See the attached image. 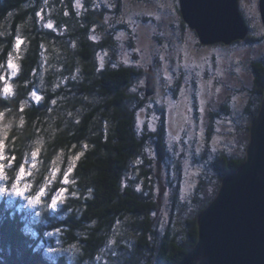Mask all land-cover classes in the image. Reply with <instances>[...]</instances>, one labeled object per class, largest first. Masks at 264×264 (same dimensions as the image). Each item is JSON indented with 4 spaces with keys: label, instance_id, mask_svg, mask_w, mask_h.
Instances as JSON below:
<instances>
[{
    "label": "trees",
    "instance_id": "trees-1",
    "mask_svg": "<svg viewBox=\"0 0 264 264\" xmlns=\"http://www.w3.org/2000/svg\"><path fill=\"white\" fill-rule=\"evenodd\" d=\"M99 1L77 7L75 0H0V139L5 154L15 156L6 168L7 183L37 148L36 167L24 177L32 184L30 193L58 170L36 209L0 195V264H179L198 240L197 218L218 194L221 179L246 160L247 147L241 157L221 152L213 161L218 177H213V195L208 201L195 198L199 213L186 217L185 202L176 199L182 207L171 205L157 224L161 205L152 178L158 170L146 146L150 143L165 161V105L156 92L133 91L144 70L111 63L117 58L112 59V37L105 34L110 9L101 10ZM180 22L186 23L183 17ZM17 36L23 41L18 51ZM10 53L18 66L15 75L8 67ZM254 67L255 91L263 99L264 64ZM150 69L144 71L148 76ZM6 84L9 94L3 93ZM149 97L160 113L159 126L139 134L137 114L144 105L152 111ZM24 166L27 173L29 165ZM69 167V183L61 184ZM61 187L67 189L63 211L51 212L43 204ZM73 244L79 252L70 251Z\"/></svg>",
    "mask_w": 264,
    "mask_h": 264
},
{
    "label": "rangeland",
    "instance_id": "rangeland-1",
    "mask_svg": "<svg viewBox=\"0 0 264 264\" xmlns=\"http://www.w3.org/2000/svg\"><path fill=\"white\" fill-rule=\"evenodd\" d=\"M75 2L82 6L89 4L91 0ZM260 2L261 0H239L241 15L249 28L246 39L232 44L214 42L205 45L196 30L188 27L187 23L184 25V22H180L183 17L180 0L98 2L97 6H101V10L106 7L110 9L106 14L105 23L108 28L105 34L112 37V59L117 58L111 63L130 65L145 72L152 68L156 82L155 97L162 99V105H165V161H160L155 147L150 143L146 146V152L152 157L153 166L158 170V174L152 178L155 181V197L161 205L160 212L157 213V224L167 217L163 214L170 213L171 205L177 210L182 207L179 203L175 204L176 199L185 202L186 217H191L199 207L195 198L202 199L203 196L204 201L210 199L213 195V177L217 175L213 161L221 152L239 157L244 154L250 140L253 113L262 99V95L255 91L257 78L254 67L259 63L264 64V22ZM161 4L166 7H159ZM95 10L97 11L96 7ZM150 12L159 15L160 19L149 16ZM189 33L191 40L187 44L188 63L203 62V68L184 67V48ZM118 36L120 39H117ZM161 56L164 57L163 60L160 59ZM125 58L128 63H124ZM144 71L135 77L133 89L146 91L148 75ZM165 72L172 77L170 84L165 78ZM209 81L211 87L208 86ZM201 84L204 85L202 95ZM216 88H220L219 93H216ZM144 96L145 93L142 99ZM201 99L204 100L202 124ZM147 102L153 108L150 111L144 105L139 110V118L144 121L138 127L136 120L139 134L149 130L153 117L156 118L155 130L159 126L160 113L151 98ZM149 114L152 116L149 117ZM197 148L200 149L199 152L196 151ZM202 183L204 189L200 191ZM182 213L180 211L176 219H180ZM198 213L199 209L195 214Z\"/></svg>",
    "mask_w": 264,
    "mask_h": 264
},
{
    "label": "water",
    "instance_id": "water-1",
    "mask_svg": "<svg viewBox=\"0 0 264 264\" xmlns=\"http://www.w3.org/2000/svg\"><path fill=\"white\" fill-rule=\"evenodd\" d=\"M180 2L184 20L204 44L247 38L239 0ZM260 6L264 22V0ZM155 83L150 69L147 96L156 92ZM250 130L246 160L223 178L218 194L199 214L198 240L179 264H264V97Z\"/></svg>",
    "mask_w": 264,
    "mask_h": 264
},
{
    "label": "snow or ice",
    "instance_id": "snow-or-ice-1",
    "mask_svg": "<svg viewBox=\"0 0 264 264\" xmlns=\"http://www.w3.org/2000/svg\"><path fill=\"white\" fill-rule=\"evenodd\" d=\"M77 7H79V4L77 5ZM159 7H166V5L161 4L159 5ZM67 15V13H65ZM37 15H39V13H37ZM149 16H155V18L157 20L160 19V16L157 15L156 13H148ZM47 27L51 28L52 24L51 22H49L47 25ZM93 31H95V29H93ZM123 34H121L122 36ZM91 39L95 40L96 37H91ZM117 39H120V37L118 36ZM191 40V34H188V37L186 39L185 42V63H184V67L190 68V67H200L203 68V62L200 64H197L195 61H193L191 64L188 63L187 57H188V52H187V44L188 41ZM23 43V41L21 40V38L19 36H17L15 38V49L18 51L20 45ZM167 47V46H165ZM161 60L164 59L163 56L160 57ZM124 63H128L127 59L125 58ZM237 63H239V61H237ZM100 66L103 67V59L101 58V62H100ZM8 67L10 69H12V75H15V73L18 71V66L13 63L12 60V54H9V58H8ZM165 67L167 68V65H165ZM3 77H0V79H2ZM165 78L168 80L169 84L172 81V77L170 75H168L167 72H165ZM208 86L211 87V81L208 82ZM200 89H201V95L203 94V89H204V85L201 84L200 85ZM133 91H135V89H133ZM11 92V85H7L3 88V93L4 94H9ZM220 92V88H216V93ZM181 94L183 95V90L181 92ZM35 99H40V97H37L35 92H33L31 94ZM53 104H55V101H52ZM204 100L201 99L200 101V113H201V124L203 123V112H204ZM23 107H24V103L22 102L21 104V111H23ZM189 111H191V109H188ZM2 115V114H0ZM155 117H153L152 122L149 124V130L150 131H155V127H154V123H155ZM137 120H138V127L139 125H142L144 123L143 120H141L139 118V114H137ZM77 123H79V120L76 121ZM21 125L23 124V118H21L20 120ZM203 133V129H201V136ZM173 139H178V137H173ZM85 148H87V145H84ZM5 149H6V145L4 143L3 139H0V195H4L7 197H15L17 199H23L27 202L29 207H32L33 209H36L38 206H40L42 204V198L45 197L46 195V189L49 187V185L52 183V181L55 179V173L56 171H58L57 169L53 168L49 174L48 177H45L44 182L37 188V190L34 193H30V189L32 188V184L30 182H26L24 181V177L25 175L27 176H31L32 175V171L31 169H34L36 167V157L38 155L39 149L37 148L35 151L32 152V160L31 162H29L27 160V158L24 160V162L21 164V166L16 170V173L13 177V182L11 183V185H9L7 182L9 180V177L6 173V168H11L13 162L15 161V156H8L5 154ZM197 152L200 151L199 148L196 149ZM84 153L81 152L79 153V155L75 158V159H79V156H82ZM4 161H7V164L4 163ZM186 166H187V161L185 162ZM25 164L29 165V169L26 173V169H25ZM74 166V165H73ZM72 171V167H69L66 172L63 175V179L61 180V184H67L69 183L68 181V174ZM139 190V189H137ZM67 192L66 188L61 187L60 189L56 190L55 193L48 199V202L43 204L44 207H47L51 212H57V211H63L61 205L64 201V199H66V197L64 196V193ZM74 195V193H73ZM37 215H39V211L37 210L36 212ZM109 243L111 244H115V240L110 241ZM70 251L73 252H79L80 248L76 245L73 244L71 246Z\"/></svg>",
    "mask_w": 264,
    "mask_h": 264
},
{
    "label": "bare ground",
    "instance_id": "bare-ground-1",
    "mask_svg": "<svg viewBox=\"0 0 264 264\" xmlns=\"http://www.w3.org/2000/svg\"><path fill=\"white\" fill-rule=\"evenodd\" d=\"M243 17V16H242Z\"/></svg>",
    "mask_w": 264,
    "mask_h": 264
}]
</instances>
